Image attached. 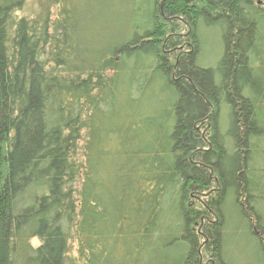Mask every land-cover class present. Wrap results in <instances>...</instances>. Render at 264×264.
Wrapping results in <instances>:
<instances>
[{"label": "trees", "instance_id": "trees-1", "mask_svg": "<svg viewBox=\"0 0 264 264\" xmlns=\"http://www.w3.org/2000/svg\"><path fill=\"white\" fill-rule=\"evenodd\" d=\"M25 2L0 0V264H264V0Z\"/></svg>", "mask_w": 264, "mask_h": 264}, {"label": "rangeland", "instance_id": "rangeland-1", "mask_svg": "<svg viewBox=\"0 0 264 264\" xmlns=\"http://www.w3.org/2000/svg\"><path fill=\"white\" fill-rule=\"evenodd\" d=\"M52 0H26L24 7L22 8V11H19L16 13V16L18 18H27L29 20H34L36 17L38 18L43 14L46 10V8L51 4ZM76 1V0H72ZM83 7L85 6L87 0H78ZM50 11H54V6L53 4L51 5V9L47 8ZM103 24H106L109 26L108 22L103 21ZM100 25V24H99ZM202 35H203V42H204V51L203 55L201 58V62L203 66H214L217 62V56L214 57V51L215 47H218L217 39L215 40L216 34L214 32L210 31H205L202 30ZM108 38L102 37L100 38V41L102 43L106 42ZM220 42V41H219ZM220 45V44H219ZM221 51V46L220 50ZM34 246H38V242L36 240L33 241ZM75 250H76V244L71 245L70 249V255H75Z\"/></svg>", "mask_w": 264, "mask_h": 264}]
</instances>
